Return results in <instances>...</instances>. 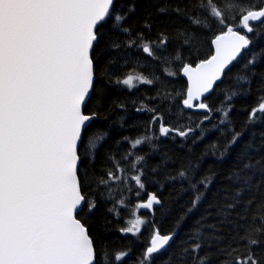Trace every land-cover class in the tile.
I'll use <instances>...</instances> for the list:
<instances>
[{
	"label": "snow or ice",
	"instance_id": "6c2138e0",
	"mask_svg": "<svg viewBox=\"0 0 264 264\" xmlns=\"http://www.w3.org/2000/svg\"><path fill=\"white\" fill-rule=\"evenodd\" d=\"M196 4L209 17L227 23L224 0H196ZM134 10L133 5L128 12L118 11L116 0H0V264H105L108 260L109 254L103 249L98 257L87 227V216L94 212L96 200L90 192L91 182L85 163L95 156L94 150L106 136L89 137L92 123L99 115L89 102L92 93L96 92L98 57L95 47L106 35L104 27L112 21L114 29L130 33L132 29L122 27V22ZM174 10L181 11L179 8ZM190 19L195 25L205 26L201 19ZM262 20L264 3L257 5L253 0V6L241 13L239 26L246 30L244 34L227 26L226 31L215 36L214 55L194 67L190 63L183 65V74L188 78L185 98L181 101L183 106L211 111L202 98L213 89L242 50L253 42L248 34L256 29L250 22ZM193 37L194 34L185 32L183 42L191 45ZM137 39H143V34H137ZM169 39L161 33L155 46L166 48ZM135 43V40L129 42L130 45ZM107 47L119 48L120 44L111 42ZM141 47L145 53L153 55V42ZM174 59L182 57L177 54ZM255 62L256 55L253 54L248 64ZM241 79L247 80V76ZM138 82L151 84L153 80L140 74H129L118 81L130 88ZM257 112L264 114V98L250 113L249 122H255ZM224 116H228L227 111ZM153 120L162 121L163 117L154 116ZM173 131L186 136L192 129L180 131L160 123L161 135L167 136ZM240 136L239 132L233 133L225 152ZM145 140L150 141L151 137L137 138L131 146L135 148ZM252 150L259 151L255 143L248 146L241 156V167L234 169L229 177L240 186L232 189L227 198L230 202L221 209L227 218L243 203V214L238 216L247 219L251 206L256 204L245 235L238 236L247 242L246 254L237 255L234 262L226 258L222 264H264V257H258L252 250V246L264 243V192L261 191L264 188V157L252 156ZM135 159L143 162L145 158ZM137 172L133 179L140 189H144L143 171L137 169ZM177 175L181 179L187 178L184 171ZM108 177L117 178L112 172ZM100 183L107 184L108 181L101 180ZM199 183L207 188L211 180L204 178ZM246 192H252L253 196L245 200ZM257 194L261 197L259 202L256 201ZM200 200L201 195L197 194L192 207L195 208ZM160 204V199L153 193L139 207L153 209L154 205ZM109 210H115V206ZM78 215L81 218L78 219ZM145 223L137 218L122 231L138 233ZM209 227L216 229V225ZM172 238V235H160L155 230L150 246L142 253L138 264H151L154 255L165 249ZM192 239L196 242L183 249L181 257L186 258L191 251L193 264H207L211 255L199 254L204 246L200 242L202 232H197ZM127 254L120 251L114 259L119 261Z\"/></svg>",
	"mask_w": 264,
	"mask_h": 264
},
{
	"label": "trees",
	"instance_id": "16d2710c",
	"mask_svg": "<svg viewBox=\"0 0 264 264\" xmlns=\"http://www.w3.org/2000/svg\"><path fill=\"white\" fill-rule=\"evenodd\" d=\"M262 3L264 0H256L257 5ZM116 5L120 12H128L134 5L135 10L122 22V27L132 31L123 33L114 29L112 21L105 25L106 35L95 47L98 57L96 92L89 102L99 113L89 137L106 134L94 150L95 156L85 163L90 192L96 200L94 212L87 216V227L97 255L99 257L103 249L109 254L105 264H138L142 253L150 246L151 236L158 230L163 235L174 234V238L154 255L151 264H193V253L189 251L186 258H182L181 252L196 242L192 238L197 232H202L200 242L204 246L199 254L211 255L207 264H222L226 258L234 262L237 255L246 254L247 242L238 236L245 235L256 204L251 206L247 219L238 216L243 214V203L227 218L221 209L230 202L227 198L232 189L240 186L229 177L234 169L241 167V156L248 146L255 143L259 151L252 150V156L264 157V147H260L264 144V114L257 112L255 122H249L250 113L264 98V55H261L264 52V22L254 27L256 30L249 35L253 41L249 48L203 101L211 111L186 110L181 103L188 87L181 73L183 65L209 59L214 53L215 36L226 31L227 26L245 33L239 26L241 13L253 6V0H224L225 24L201 11L196 0H116ZM176 8L181 11H175ZM190 17L201 19L205 26L193 24ZM185 32L194 34L191 45L183 42ZM139 33L143 34V39H137ZM161 33L170 38L166 48L155 46ZM131 40L136 43L130 45ZM111 42L119 43L120 47H107ZM147 42L154 43L151 56L141 47ZM177 54L182 59H174ZM253 54L256 62L248 64ZM129 74L146 76L153 83L138 82L131 88L118 83ZM244 76L247 80L241 79ZM154 116H162L163 120H153ZM161 122L172 129L192 131L186 136L175 131L163 136L159 132ZM234 132L241 136L225 152ZM145 136H150L151 140L135 148L131 146L135 139ZM125 156L127 158L122 159ZM140 156L144 161L136 162L135 158ZM137 169L143 171L144 189L133 179L138 174ZM180 171L187 173L186 179L178 177ZM109 172L117 178L109 179ZM204 178L211 180L207 188L199 183ZM101 180L108 183L102 184ZM261 191L264 192V188ZM153 193L161 204L154 205L153 209L140 208L139 205ZM197 194L201 195V200L193 208ZM252 196V192H246L244 199ZM260 199L257 194L256 201ZM114 206L115 210L110 211ZM137 218L146 222L140 232L122 231ZM211 225H216V229L209 227ZM252 250L258 257H264V243L252 246ZM120 251L128 254L117 261L114 255Z\"/></svg>",
	"mask_w": 264,
	"mask_h": 264
},
{
	"label": "water",
	"instance_id": "95a60500",
	"mask_svg": "<svg viewBox=\"0 0 264 264\" xmlns=\"http://www.w3.org/2000/svg\"><path fill=\"white\" fill-rule=\"evenodd\" d=\"M262 22H264V20H262V21H260V22H250V23H252V25H253V27H255L256 25H258V24H260V23H262ZM235 30H237V29H235ZM237 31H240V30H237ZM245 32H246V30H244ZM242 34H244L243 32H241ZM251 33H249L248 34V37H249V35H250ZM250 46V45H249ZM249 46H248V48H249ZM213 48H214V53H213V55L215 54V44L213 43ZM248 48H246V49H248ZM246 49H244V50H246ZM244 50H242V52H241V54L237 57V59L235 60V61H233L226 69H225V71H224V74H225V72L234 64V62H236L240 57H241V55L243 54V52H244ZM195 65H193V67H194ZM182 73V76L187 80V82H188V78H187V76H185L184 74H183V71L181 72ZM224 74H223V76H224ZM223 76L221 77V79L220 80H218L216 83H215V85L213 86V89L209 92V93H207V94H205V96L202 98L203 99V101L204 100H206L207 99V97L212 93V91L214 90V88H215V86L222 80V78H223ZM184 108L186 109V110H195V109H198V108H187V107H185L184 106ZM200 110H203V111H207V110H204V109H200ZM78 218V217H77ZM160 235H163V234H161L160 233ZM169 235H172L173 236V238H174V235L173 234H169ZM173 238H172V240H173ZM172 240H170V242L172 241ZM170 242H169V244H170ZM168 246V245H167ZM166 246V247H167ZM162 251V250H161Z\"/></svg>",
	"mask_w": 264,
	"mask_h": 264
},
{
	"label": "rangeland",
	"instance_id": "374dc122",
	"mask_svg": "<svg viewBox=\"0 0 264 264\" xmlns=\"http://www.w3.org/2000/svg\"><path fill=\"white\" fill-rule=\"evenodd\" d=\"M235 29V28H234Z\"/></svg>",
	"mask_w": 264,
	"mask_h": 264
}]
</instances>
